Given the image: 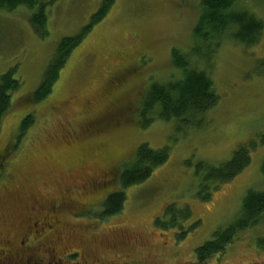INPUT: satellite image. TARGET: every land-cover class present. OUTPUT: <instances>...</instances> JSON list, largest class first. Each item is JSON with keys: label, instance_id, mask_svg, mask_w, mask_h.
<instances>
[{"label": "rangeland", "instance_id": "rangeland-1", "mask_svg": "<svg viewBox=\"0 0 264 264\" xmlns=\"http://www.w3.org/2000/svg\"><path fill=\"white\" fill-rule=\"evenodd\" d=\"M36 1L46 4L45 38L30 25L27 7L0 10V77L13 70L21 83L0 126V248L2 241L20 245L29 218L41 216L32 210L44 214L57 205L61 242L55 255L66 263L193 264L195 250L239 217L246 192L264 189V28L255 46L224 42L214 55L209 73L219 101L200 127L178 131L173 123L154 121L142 128L138 110L145 94L175 72L171 50L190 47L200 0H113L71 51L51 93L35 104L32 94L57 45L88 26L104 0ZM244 4L264 24V1L239 0ZM29 114L32 125L21 136ZM250 142L256 148L249 164L199 201L195 164L220 166ZM141 144L168 146L166 163L124 191L119 214L98 218L101 201L119 189L122 164ZM86 205L92 209L84 212ZM172 216L178 226L161 229ZM63 249L76 253L63 256ZM206 264H264V216Z\"/></svg>", "mask_w": 264, "mask_h": 264}, {"label": "trees", "instance_id": "trees-1", "mask_svg": "<svg viewBox=\"0 0 264 264\" xmlns=\"http://www.w3.org/2000/svg\"><path fill=\"white\" fill-rule=\"evenodd\" d=\"M246 0H243L245 3ZM264 1V0H252ZM239 0H200L198 16L191 30V43L186 51L172 49L170 65L175 72L163 84H154L146 92L138 110L139 124L142 128L150 126L154 121L173 123L178 131L192 127H200L207 112L216 107L219 96L215 92L210 75L212 60L224 42L250 48L258 44L263 33L264 24L245 4L238 6ZM113 0H104L95 14L78 35L64 38L57 45L46 68L38 89L32 94V102L37 104L45 100L51 93L58 75L76 48L90 31L109 12ZM25 6L32 11L30 25L40 38L47 36L45 13L46 4L36 0H0V10L12 11ZM21 83L14 78L13 70L0 77V126L11 106V93L17 91ZM33 116L23 118L19 134H23L32 125ZM264 143V133L260 144ZM256 148L254 142L239 147L231 159L220 166L212 167L199 162L195 164L194 176L197 178L196 198L205 202L209 200L212 190L218 184L225 183L238 175L250 162V152ZM169 156L168 146L151 149L141 144L134 158L123 163L117 178L118 190L103 199L98 218H110L119 214L125 201L124 191L145 182L153 172L164 165ZM190 165L189 162L186 163ZM4 171L3 156H0V179ZM260 172L264 183V162ZM182 216V215H181ZM264 216V189L248 190L242 199L239 217L226 229L218 230L212 240L195 250L193 264H206L215 255L223 254L234 242L235 236L256 226ZM180 217V216H178ZM188 218L189 210L185 208L184 218ZM177 217L172 216L168 223L159 226L161 229L176 228ZM185 234V233H182Z\"/></svg>", "mask_w": 264, "mask_h": 264}, {"label": "flooded vegetation", "instance_id": "flooded-vegetation-1", "mask_svg": "<svg viewBox=\"0 0 264 264\" xmlns=\"http://www.w3.org/2000/svg\"><path fill=\"white\" fill-rule=\"evenodd\" d=\"M71 210L78 209L74 202H66ZM70 204V205H69ZM92 209L87 205L84 207V212ZM43 210H32L31 213L37 216V219L30 217L28 220L26 235L21 238L20 245L13 246V243L10 245L6 241H2L1 244L3 248H0V264H77L75 261L65 262L62 258H57L55 254L57 247L60 246V232L59 226L61 224L60 215L61 207L57 205H52L51 207ZM77 213V214H76ZM74 213V217L78 216L80 213ZM30 239L32 242L34 239L39 242V246H35L25 243ZM11 242V241H10ZM26 244V245H25ZM19 247V248H18ZM64 252V253H63ZM63 256L72 255L69 251L65 253V249L62 250Z\"/></svg>", "mask_w": 264, "mask_h": 264}]
</instances>
